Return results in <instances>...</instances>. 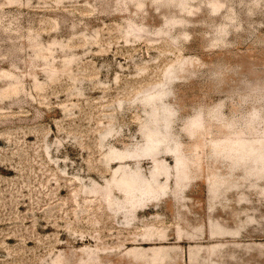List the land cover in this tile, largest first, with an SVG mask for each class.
I'll list each match as a JSON object with an SVG mask.
<instances>
[{
	"label": "rangeland",
	"instance_id": "1",
	"mask_svg": "<svg viewBox=\"0 0 264 264\" xmlns=\"http://www.w3.org/2000/svg\"><path fill=\"white\" fill-rule=\"evenodd\" d=\"M0 264H264V0H0Z\"/></svg>",
	"mask_w": 264,
	"mask_h": 264
},
{
	"label": "bare ground",
	"instance_id": "2",
	"mask_svg": "<svg viewBox=\"0 0 264 264\" xmlns=\"http://www.w3.org/2000/svg\"><path fill=\"white\" fill-rule=\"evenodd\" d=\"M246 153H247V152H245V154H246ZM134 183H135V181H131V184H130V185L132 186V185H134Z\"/></svg>",
	"mask_w": 264,
	"mask_h": 264
}]
</instances>
